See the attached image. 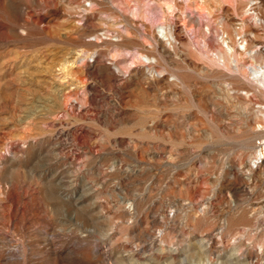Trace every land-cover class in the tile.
Masks as SVG:
<instances>
[{"label": "rangeland", "instance_id": "obj_1", "mask_svg": "<svg viewBox=\"0 0 264 264\" xmlns=\"http://www.w3.org/2000/svg\"><path fill=\"white\" fill-rule=\"evenodd\" d=\"M260 78L264 0H0V264H264Z\"/></svg>", "mask_w": 264, "mask_h": 264}, {"label": "bare ground", "instance_id": "obj_2", "mask_svg": "<svg viewBox=\"0 0 264 264\" xmlns=\"http://www.w3.org/2000/svg\"><path fill=\"white\" fill-rule=\"evenodd\" d=\"M161 4V3H160ZM170 6V5H169ZM227 27H228V25H227ZM224 31V30H223ZM226 32V31H225ZM170 44H171V42H170ZM229 46V45H228ZM227 48V47H226ZM231 48V47H230ZM226 50H228V49H226ZM229 51V50H228ZM260 54V53H259ZM232 55V54H231ZM224 56H225V54L224 53H222L221 52V56L220 57H222L223 59H224ZM251 56V55H250ZM254 57V56H253ZM252 57V58H253ZM215 58V57H214ZM216 59H218V58H216ZM221 60V59H220ZM218 61V60H217ZM224 63V62H223ZM254 64V63H253ZM255 65V64H254ZM224 66V65H223ZM246 66V65H245ZM253 66V65H252ZM236 67V66H235ZM249 67V66H248ZM255 67H258V65L257 66H255ZM247 69V68H246ZM245 69V70H246ZM260 69V68H259ZM238 70V69H237ZM239 70H241V69H239ZM257 70V69H256ZM261 70V69H260ZM244 72V71H243ZM251 72H249V74H250ZM254 73H255V71H254ZM253 73V74H254ZM261 73V72H260ZM241 74V73H240ZM258 74V73H257ZM242 75V74H241ZM244 75V74H243ZM250 76V75H249ZM256 76V75H255ZM260 76V75H259ZM247 77V76H246ZM253 77V76H252ZM240 78V77H239ZM239 78H237V79H239ZM241 79V78H240ZM233 80H235V79H233ZM253 81H254V78L252 79ZM257 80H259L262 84H264V78H260V79H257ZM235 82V81H234ZM256 82V81H255ZM258 82V81H257ZM256 82V83H257ZM237 84V83H236ZM258 84V83H257ZM236 86H238V85H236ZM237 88H239V87H237ZM236 89V88H235ZM262 89H264V88H262ZM239 90H241V89H239ZM241 93V92H240ZM243 93H245L244 91H243ZM262 93V92H261ZM239 94V93H238ZM245 95V94H244ZM237 96H239V95H237ZM241 96V95H240ZM243 96V95H242ZM245 97H246V95H245ZM238 98H240V97H238ZM242 100V99H241ZM260 113V112H259ZM257 124V126H258V124L259 123H256ZM261 127V126H260ZM257 128V127H256ZM253 131V130H252ZM256 134H257V136L259 135V133H256L255 132V134H254V136H256ZM253 134H251V135H249V136H252ZM253 137V136H252ZM250 138V137H249ZM253 139H255V137L253 138ZM261 139H264V138H261ZM250 140V139H249ZM262 142H264V141H262ZM261 153H264V151H262ZM255 155H256V153H255ZM258 159H260V158H258ZM262 159V158H261ZM261 162V161H260ZM262 163H264V161H262ZM257 165V164H256ZM247 167V166H246ZM253 167V166H252ZM251 168V167H250ZM249 169V168H248ZM256 169V168H255ZM260 169V168H259ZM251 170V169H250ZM246 171V170H245ZM247 172V171H246ZM252 172V171H251ZM254 172V171H253ZM248 173H250V172H248ZM260 173V172H259ZM262 173H264V172H262ZM248 176V175H247ZM261 176V175H260ZM254 177V176H253ZM256 178V177H255ZM258 178V177H257ZM248 180H249V178H248ZM253 180V179H252ZM255 180V179H254ZM247 181V180H246ZM229 182H231V180L229 181ZM253 183V182H252ZM250 184V183H249ZM248 184V185H249ZM243 186H245V185H243ZM241 187V186H240ZM250 187V186H249ZM250 191V190H249ZM261 199H264V198H261ZM209 204V203H208ZM130 208V207H129ZM223 228V227H222ZM215 230V229H214ZM223 231V230H222ZM212 233V232H211ZM209 234V233H208ZM215 234V233H214ZM216 235V234H215ZM203 238V237H202ZM207 238V237H206ZM205 238V239H206ZM214 238H215V236H214ZM217 238V237H216ZM215 238V239H216ZM220 238V237H219ZM213 239L210 237L209 238V241H212ZM206 241V240H205ZM218 241V240H217ZM221 242H222V240H221ZM218 243V242H217ZM202 244V243H201ZM214 244V243H213ZM215 244H216V242H215ZM219 245V244H218ZM146 246V245H145ZM144 246V247H145ZM211 246V245H210ZM218 248V247H217ZM221 248V247H220ZM144 249V248H143ZM214 250H215V248H213ZM262 249V248H261ZM205 251H206V248H205ZM216 251V250H215ZM217 252V251H216ZM223 252V251H222ZM145 253V252H144ZM219 253V252H218ZM171 255H172V252H171ZM174 255V254H173ZM142 256H144V255H142ZM209 256V255H208ZM241 256V255H240ZM210 257V256H209ZM238 257V256H237ZM261 257H264V256H261ZM218 258H220V257H218ZM251 258V257H250ZM214 259V258H213ZM225 260V259H224ZM251 260V259H250ZM227 261V260H226ZM207 262V261H206ZM210 262V261H209ZM251 262V261H250ZM205 264V263H204ZM215 264V263H214Z\"/></svg>", "mask_w": 264, "mask_h": 264}]
</instances>
